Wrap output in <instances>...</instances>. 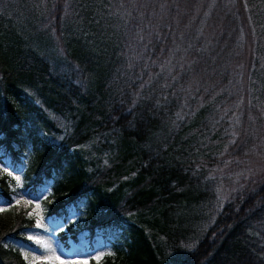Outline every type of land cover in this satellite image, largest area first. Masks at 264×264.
I'll use <instances>...</instances> for the list:
<instances>
[{
	"label": "trees",
	"instance_id": "1",
	"mask_svg": "<svg viewBox=\"0 0 264 264\" xmlns=\"http://www.w3.org/2000/svg\"><path fill=\"white\" fill-rule=\"evenodd\" d=\"M0 134L65 247L264 264V0H0ZM33 225L0 217V264Z\"/></svg>",
	"mask_w": 264,
	"mask_h": 264
},
{
	"label": "rangeland",
	"instance_id": "2",
	"mask_svg": "<svg viewBox=\"0 0 264 264\" xmlns=\"http://www.w3.org/2000/svg\"><path fill=\"white\" fill-rule=\"evenodd\" d=\"M0 168L3 171L9 173L11 172V178L13 179V189L14 192L11 195V201L8 205H1L0 208L6 209V211L0 212V217L3 221H8L14 212L23 211L26 216L34 218V225L26 229L25 241L27 243L22 244L21 253L26 259L28 264H33V257L50 255L46 250L45 245H51L52 248L56 250V254L61 257V259H84L88 260V264H103V255L107 252V245H102L99 238H95L92 241V247L88 253L84 248L83 244L86 242L83 238L79 239L78 242H74L68 239V247L63 245V241L58 239L56 232L61 226L58 220L50 221L43 213L42 207L36 200H31L32 204H25L24 201L30 200L21 190V177L18 172L11 171L7 167L0 164ZM19 176L20 180L17 183L15 177ZM21 201L19 204L16 201ZM39 204L40 208H35V205ZM29 213H32L30 216ZM39 219L41 221V227H36V221ZM76 220L73 219V223ZM32 236L33 239L29 240L28 237ZM39 241L40 243H37ZM93 257H99V260L93 259ZM93 260L91 263L90 260Z\"/></svg>",
	"mask_w": 264,
	"mask_h": 264
},
{
	"label": "snow or ice",
	"instance_id": "3",
	"mask_svg": "<svg viewBox=\"0 0 264 264\" xmlns=\"http://www.w3.org/2000/svg\"><path fill=\"white\" fill-rule=\"evenodd\" d=\"M6 137L3 134H0V140L5 139ZM6 146H2L0 145V155H3L6 153ZM9 176H11V172L8 173ZM17 183H19L20 177L17 176L15 177ZM47 188H44V191H46ZM41 195H43V192L40 193ZM21 201L17 200L16 203L19 204ZM25 204H32L31 200H26L24 201ZM35 208L39 209L40 205L36 204ZM6 211V209L0 208V212ZM29 215L31 216L32 213H29ZM41 221L39 219H37L36 221V227H41ZM29 240H32L33 237L29 236L28 237ZM37 243H40L39 241H37ZM46 250L50 253V255H45V256H36L33 257V264H88V260H84V259H61V257L59 255L56 254V250L54 248H52L51 245H45ZM93 259L99 260V257H93Z\"/></svg>",
	"mask_w": 264,
	"mask_h": 264
}]
</instances>
